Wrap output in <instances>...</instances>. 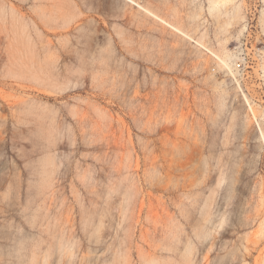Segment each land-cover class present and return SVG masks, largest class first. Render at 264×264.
I'll return each instance as SVG.
<instances>
[{
	"label": "rangeland",
	"instance_id": "374dc122",
	"mask_svg": "<svg viewBox=\"0 0 264 264\" xmlns=\"http://www.w3.org/2000/svg\"><path fill=\"white\" fill-rule=\"evenodd\" d=\"M237 4L0 0V264H264V0Z\"/></svg>",
	"mask_w": 264,
	"mask_h": 264
},
{
	"label": "bare ground",
	"instance_id": "6f19581e",
	"mask_svg": "<svg viewBox=\"0 0 264 264\" xmlns=\"http://www.w3.org/2000/svg\"><path fill=\"white\" fill-rule=\"evenodd\" d=\"M221 6H225V9H224V14L225 15L224 16L226 17V19H224V24L226 26L234 25V24H237V23L241 22V20H242V16L240 14L241 9H240V5L237 4V0H210L209 12L217 20L219 19V17L222 14ZM226 6H230L231 10L228 11ZM152 14H154V13H152ZM262 17H263V19L261 18V20H262V22L264 24V10L262 12ZM239 33H241V30H239ZM229 51L230 50L227 49L226 46H224L223 49L220 51V53L216 55V57H217V60H218V65L221 68L228 69L232 73L233 71H232V68H231V64H232V61H233V54L230 53ZM190 254H191V248H190V246H188L186 248L185 254H184V262H185V264H189V262H191V260L189 258Z\"/></svg>",
	"mask_w": 264,
	"mask_h": 264
}]
</instances>
